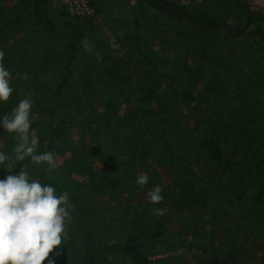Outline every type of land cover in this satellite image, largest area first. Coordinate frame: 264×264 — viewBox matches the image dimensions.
Returning a JSON list of instances; mask_svg holds the SVG:
<instances>
[{
    "label": "trees",
    "instance_id": "trees-1",
    "mask_svg": "<svg viewBox=\"0 0 264 264\" xmlns=\"http://www.w3.org/2000/svg\"><path fill=\"white\" fill-rule=\"evenodd\" d=\"M53 1L25 0L30 2L25 9L43 6L47 11ZM142 1L172 21H184L194 29L217 32L221 28L218 23L191 17L173 0ZM18 8L17 4L0 0V50L5 53L3 64L11 74L10 86L14 89L6 103L0 102V118L10 115L19 101L30 94V116L34 115L30 132L34 130L37 135L39 153L50 152L51 145L58 142V156L64 158L59 168H64L67 175L76 171L84 178L81 185L71 181L77 196V201L71 200L74 214L80 206L81 210L91 208L93 213L83 239L86 249L91 250L78 264H114L117 256L129 259L128 264H153L150 254L162 252L156 244L172 241L174 217L183 211L195 216L205 214L206 224L231 223V231L241 237V243L208 258V264H234L249 253L264 252V113L250 110L264 98V66L238 70L234 62L221 70L211 65L206 69L211 80H202V89L211 86L218 91L227 90L230 95L244 86L247 94L237 104L248 106L246 122L236 112L228 116L215 111L216 104L203 107L196 92L175 86L171 81L175 78V47L161 50V54L170 57L166 59L165 71L141 47H135L145 61L148 81L139 71H130L117 52L108 47H90L91 51L72 47L66 51L64 64L61 49L42 47L38 55L42 66L35 69V74L52 71L60 78L55 84H38L29 79L33 73L27 66L16 64L22 49L15 51L7 44L10 39L4 41L7 24ZM258 37L264 40L263 33ZM97 53L102 54V60H97ZM80 58L85 65L80 74L84 84L71 79L73 64ZM39 90L43 92L38 96ZM90 99L93 106L89 108ZM35 106L41 113L34 111ZM67 119L85 122L92 127L90 134L86 137L79 132L76 143L66 144L63 132ZM17 143L15 134L0 128V152L15 159L13 149ZM17 163L29 177L61 191L62 186L46 169V163L37 167L30 158ZM158 167L165 169L166 182ZM3 172L0 180L19 174L6 166ZM140 173L149 177L143 188L135 183ZM157 185L162 187L164 199L160 204H150L144 196ZM153 209H163L164 214L157 217ZM145 223L150 225L145 227ZM113 228L121 230L123 241L109 240ZM97 234L99 241L91 243ZM147 244L155 251L147 253ZM77 260L73 254L67 264Z\"/></svg>",
    "mask_w": 264,
    "mask_h": 264
},
{
    "label": "rangeland",
    "instance_id": "rangeland-1",
    "mask_svg": "<svg viewBox=\"0 0 264 264\" xmlns=\"http://www.w3.org/2000/svg\"><path fill=\"white\" fill-rule=\"evenodd\" d=\"M173 1L191 17L218 23L221 28L217 32H210L194 29L184 21L174 22L146 5L142 0H92V4L89 0L95 17L81 19L71 16L64 7L54 1L49 10L44 11L43 6H31L29 9H25L30 3L25 0H6V3L17 4L19 8L14 12V18L7 24L4 41L5 38L6 40L10 39L7 44L15 48V51L19 48L22 49L16 64L27 66L28 70L33 73L29 79L33 78L38 84H55L60 78L50 70H47L50 72L46 75L43 70L39 74H35V69L42 66L39 59L41 57L38 56L42 47L61 49L64 55L62 64H64L67 61L66 51L72 47H84L82 41L86 38L89 47H99V49L108 47L110 51L117 52V55L129 66L130 71H139L147 81L149 77L145 75V61L139 57L135 47H141L144 54L164 71L166 59L170 57L167 53L161 54V50L165 47H175V78H170L175 86L196 92V98L201 101L203 107L216 104L215 111L228 116L234 115L236 112L241 116V120L246 122L249 108L242 103L241 106L237 104L247 94L244 86L233 89L234 94L230 95L227 90L218 91L211 86L202 89V80L207 78V80H211L210 75L206 73V69L211 65L217 66L221 70L226 69L234 62L238 70H247L253 65L258 68L264 66V40L258 37L259 33L264 34V23L262 22L264 18L241 6L235 0ZM52 25L56 26L53 30ZM256 26H261V29L254 31ZM110 43L118 44L119 47L112 48L109 46ZM76 62L73 64L71 79L75 83L84 84L85 80L80 75L85 67L84 62L81 61V58ZM173 65L174 63L170 64V66ZM57 67L63 66L57 65ZM136 75L135 73L137 78ZM154 78L156 81L159 80L158 77L154 76ZM21 79L24 81L25 77ZM244 81L247 82V79L245 78ZM200 89L201 91L198 92ZM36 92V95L39 96L43 91ZM92 106L90 99L88 107ZM175 109L178 110L176 107ZM253 109L260 114L264 113V98L261 102L253 104L250 110ZM34 111L38 113L41 110L35 106ZM33 119L34 115L30 116V120ZM82 126L86 128L82 130ZM77 129L80 130L77 132ZM91 129L92 127L85 122L81 121L79 124L72 119H67L63 132L66 144L76 143L80 137L79 132L87 137ZM57 147L58 142H54L50 151L56 154L57 166L55 169L49 170L47 165L46 169L55 176L56 181L62 186L61 191L56 194L60 195L64 191L69 194L68 210L71 220L66 221V232L61 247L55 249L49 258L54 259L55 264H67V259L75 254L78 257L75 264H78L79 260L91 250V248L86 249L83 239L93 213L91 208L81 210L82 206H80V210L74 214L75 208L71 204V200L77 201V196L71 181L74 180L81 185L85 180L76 171L67 175L64 168H59L62 166L64 158L61 152V156H58ZM36 151L39 153L38 147ZM10 157L14 160L13 156ZM40 165L36 166L40 167ZM20 167L21 164L16 162L11 172L20 173ZM3 168L4 165H0V179L4 173ZM158 172L161 179L166 182L165 169L158 167ZM29 179L30 181L34 180L32 177ZM144 197L148 198L147 194ZM96 205L97 203L93 206L96 207ZM79 216L84 218L79 219ZM205 216V214L195 216L194 213L184 211L177 214L172 226L173 239L165 241L164 244H156L157 249L162 252L150 254L153 264H208V258L219 255L241 243V237L237 236L235 230L231 231L230 228L233 226L231 223L228 226H222L221 223L215 221L212 224H206ZM147 223L144 224L145 227L150 225ZM227 229L229 230L226 233V238L222 239L223 233ZM120 231L119 228H113L108 234L109 240L123 241ZM99 239L100 236L97 234L91 243L98 242ZM170 248L172 250L166 251ZM146 249L147 253L155 251L149 244ZM129 262V259L122 256L114 258V264H128ZM44 264H48V262L45 261ZM234 264H264V252L249 253L246 258Z\"/></svg>",
    "mask_w": 264,
    "mask_h": 264
},
{
    "label": "clouds",
    "instance_id": "clouds-1",
    "mask_svg": "<svg viewBox=\"0 0 264 264\" xmlns=\"http://www.w3.org/2000/svg\"><path fill=\"white\" fill-rule=\"evenodd\" d=\"M82 44L86 51H91L85 38ZM112 48L119 45L110 43ZM5 53L0 50V102H7L14 89L10 86V72L3 64ZM97 60L102 54L97 53ZM27 78V77H26ZM30 94L19 101L11 114L0 119V128L9 134H15L18 141L13 149L15 159L0 152V165L11 171L17 161L30 158L36 165L47 164L49 170L56 168L54 152L37 153L38 138L34 130L30 132V113L33 101ZM147 173H140L135 183L143 188L148 183ZM150 204L162 203V187L157 185L148 193ZM69 194L67 191L56 194L51 184H42L29 179L25 168L19 174L8 175L0 180V264H55L50 254L61 247L66 221L71 220L69 212ZM157 217L164 214L163 209H153Z\"/></svg>",
    "mask_w": 264,
    "mask_h": 264
},
{
    "label": "built area",
    "instance_id": "built-area-1",
    "mask_svg": "<svg viewBox=\"0 0 264 264\" xmlns=\"http://www.w3.org/2000/svg\"><path fill=\"white\" fill-rule=\"evenodd\" d=\"M54 3L64 7L71 16L76 18H94L95 12L89 0H54Z\"/></svg>",
    "mask_w": 264,
    "mask_h": 264
},
{
    "label": "water",
    "instance_id": "water-1",
    "mask_svg": "<svg viewBox=\"0 0 264 264\" xmlns=\"http://www.w3.org/2000/svg\"><path fill=\"white\" fill-rule=\"evenodd\" d=\"M254 12L264 15V0H237Z\"/></svg>",
    "mask_w": 264,
    "mask_h": 264
}]
</instances>
